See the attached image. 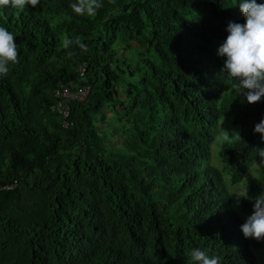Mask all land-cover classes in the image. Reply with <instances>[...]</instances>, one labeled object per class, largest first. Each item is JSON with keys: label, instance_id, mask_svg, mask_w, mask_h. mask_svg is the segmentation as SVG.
I'll use <instances>...</instances> for the list:
<instances>
[{"label": "trees", "instance_id": "obj_1", "mask_svg": "<svg viewBox=\"0 0 264 264\" xmlns=\"http://www.w3.org/2000/svg\"><path fill=\"white\" fill-rule=\"evenodd\" d=\"M75 2L0 7L18 49L0 76V264H191L193 248L264 264L224 179L242 181L264 148L253 131L264 97L249 104L219 75L240 0H99L94 16ZM70 82L89 93L66 98L63 119L55 91ZM224 117L241 140L219 143V169L210 148ZM255 174L249 198L264 192ZM241 204L251 215L253 200Z\"/></svg>", "mask_w": 264, "mask_h": 264}, {"label": "clouds", "instance_id": "obj_2", "mask_svg": "<svg viewBox=\"0 0 264 264\" xmlns=\"http://www.w3.org/2000/svg\"><path fill=\"white\" fill-rule=\"evenodd\" d=\"M40 0H0V7H12L18 11L31 6L35 8ZM70 7L77 15L94 16L101 7L99 0H76ZM240 11L244 16V23H229L227 26V37L217 49V55L224 57L222 72L226 74L227 80L233 89L243 92L245 100L249 103H257L264 97V3H257V0H240ZM72 42L65 38L62 46L67 48ZM80 44L79 40L76 41ZM84 47V45H80ZM18 62V49L16 38L7 28L0 26V76H7L9 64ZM227 120V119H226ZM231 130V129H230ZM253 131L261 134L264 140V118L257 123ZM241 140L239 133L221 128L216 136L218 142H228L232 138ZM259 163L254 162L259 170L264 168V148L257 149ZM213 164L221 168V163L213 157ZM224 179L231 195V202L234 210L238 212L245 222L241 225V231L245 238H252L257 241L264 240V192L254 198H249L247 185L237 193H233L230 184V175L224 173ZM233 198L236 201L237 209L234 206ZM241 199H252L253 210L247 215L242 210ZM191 264H221V257L218 255L209 256L199 248H193L189 252Z\"/></svg>", "mask_w": 264, "mask_h": 264}, {"label": "built area", "instance_id": "obj_3", "mask_svg": "<svg viewBox=\"0 0 264 264\" xmlns=\"http://www.w3.org/2000/svg\"><path fill=\"white\" fill-rule=\"evenodd\" d=\"M87 69L86 63H81L76 68V72L78 73V79H81L84 76V73ZM71 87L65 86L61 84L60 87L55 91V96L57 97V102L53 105V108L56 109L63 119H66L69 115V105L65 101L66 98L72 100L82 101L86 99L89 93V86L84 84H72L70 82ZM68 121L64 120L63 125L67 126Z\"/></svg>", "mask_w": 264, "mask_h": 264}, {"label": "rangeland", "instance_id": "obj_4", "mask_svg": "<svg viewBox=\"0 0 264 264\" xmlns=\"http://www.w3.org/2000/svg\"><path fill=\"white\" fill-rule=\"evenodd\" d=\"M220 77L222 79H227L226 78V74L223 73L221 70H220V73H219ZM221 83H223V81H221ZM226 119H229L231 121V117H224L222 119H220V123L219 125L217 126V129H216V134H215V137L217 136V134L219 133L220 129L223 128L227 131H229L230 133H232L233 131L234 132H239V127L235 124H230L228 120ZM224 124V125H223ZM231 129V130H230ZM234 139V137L232 138ZM231 139V140H232ZM219 143L216 139L215 141L213 142V144L211 145V148H210V161H211V164H213V156L215 157L216 156V159L220 162L218 156H217V151H218V147H219ZM115 146L117 147L118 146V143H115ZM214 165V164H213ZM253 165V164H252ZM250 166V168L248 169L247 173H246V176L245 177H252V176H255L256 174V171H258V169L254 166ZM243 187H245V185L242 183L234 186L231 188V190L233 191V193H237L238 191H240ZM233 202H234V206L236 207L237 209V204H236V201L234 200L233 198ZM245 219H246V216H244Z\"/></svg>", "mask_w": 264, "mask_h": 264}]
</instances>
